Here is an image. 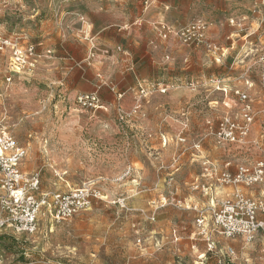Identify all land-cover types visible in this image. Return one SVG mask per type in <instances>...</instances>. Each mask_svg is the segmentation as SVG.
<instances>
[{
    "label": "rangeland",
    "instance_id": "374dc122",
    "mask_svg": "<svg viewBox=\"0 0 264 264\" xmlns=\"http://www.w3.org/2000/svg\"><path fill=\"white\" fill-rule=\"evenodd\" d=\"M87 1L0 0V31L27 36L51 50L42 52L33 70L20 74L10 71L8 56L0 53V125L27 149L22 170L39 172L40 198L89 181H96L100 191L84 211L66 221H55L43 205L37 232L0 231V264H264L262 237L248 241L214 233L217 248L209 251L193 208L207 209L210 203L211 190L206 194L193 184L196 178L210 181L203 176V157L232 173L241 165L264 163V0H257L255 9L240 4L210 15L191 8L190 13L199 15L175 25L209 20L210 37L215 41L213 31L227 48L225 59L212 62L203 48L184 46L171 36L166 42L174 43L175 55L169 52L165 60L174 62L169 71L177 74L166 75L165 82L148 81L164 82L167 91L153 89L135 109L138 84L127 113L118 99L114 112L119 130L110 127L112 135L90 131L94 120L88 109L70 100L57 80L55 57L90 27ZM135 5L128 6L131 16L138 13ZM219 50L217 45L215 53ZM237 91L248 95L246 102ZM245 104L253 117L249 134L240 143L219 144V122L225 115L242 121ZM83 115H89V122L78 119ZM128 167L140 171L125 175ZM211 181L218 196L238 186ZM240 186L254 199L264 190V182ZM174 228L178 239L171 236Z\"/></svg>",
    "mask_w": 264,
    "mask_h": 264
},
{
    "label": "built area",
    "instance_id": "2783aa9c",
    "mask_svg": "<svg viewBox=\"0 0 264 264\" xmlns=\"http://www.w3.org/2000/svg\"><path fill=\"white\" fill-rule=\"evenodd\" d=\"M212 23L207 19H196L188 22L187 25L177 27L175 24L160 23L159 36L164 40H169L173 36L180 44L187 45H206L210 50L216 51L217 45L208 38V31ZM121 49V47H118ZM51 53V50H47ZM108 52V51H107ZM0 53L8 56L10 71L20 74L36 67L37 62L44 56L39 50V46L23 35H5L0 31ZM102 85H111V81L104 79ZM9 75L7 80H11ZM221 83V80H217ZM196 86V82H192ZM113 89V88H112ZM153 89L162 93L167 91L164 82L150 83L143 80L139 83L138 103L135 109L140 107V101L147 97ZM81 92L76 96V104L81 108L98 110L103 108L101 97L98 93ZM240 94L241 100L246 102L248 95ZM122 93L118 94L120 98ZM250 106L243 107V119L238 121L231 115L219 122L217 128L218 143L225 141L240 143L246 138L250 131V124L253 120ZM121 118L124 112L119 109ZM183 140V138H181ZM27 149L21 146L15 135H13L5 125H0V231L7 234H29L35 233L39 229V216L43 205L49 206V214L57 221L66 219L84 211L93 197H99L100 191L95 187L96 181H89L82 187L67 190L66 192H55L47 194L42 198L37 196L40 190L39 172L28 175L22 170L21 166L27 157ZM201 165L204 168L203 175L215 179L224 184L238 185L233 193L225 197L214 195L213 186L206 185L199 180L194 181L196 189H202L206 194L211 190L213 193L209 198L207 209L199 205H193L197 211L195 220L199 234L203 235L208 243V249L217 248L216 241L212 237L214 233L221 234L226 238L243 237L248 241H253L259 236L264 238V190L259 198L247 196L239 188L240 185H251L257 182H264V163L250 168L247 165L239 166L238 170L232 173L230 170H222L209 157H203ZM125 175L134 172L136 169L128 167ZM125 199L120 202L123 206ZM177 238V236H175ZM178 239V238H177ZM139 242L142 239L139 238ZM233 248H229V253H233ZM222 263V259H219Z\"/></svg>",
    "mask_w": 264,
    "mask_h": 264
},
{
    "label": "crops",
    "instance_id": "0c3cea01",
    "mask_svg": "<svg viewBox=\"0 0 264 264\" xmlns=\"http://www.w3.org/2000/svg\"><path fill=\"white\" fill-rule=\"evenodd\" d=\"M87 2L90 27L86 31V36L67 43L68 45L55 59L59 64L57 80L70 100L76 101V96L81 92L99 90V96L106 109L87 110L94 120L89 130L99 135H112L110 127L115 132L119 130L114 109L120 100L121 109L125 113L131 110L130 106L135 100L138 84L141 81L162 80L165 82L166 75L171 74L170 77L174 78L177 74L176 71H169L175 68L174 62L169 63L165 60L169 52L175 55V48L173 42H166L159 36L160 23H186L194 15L199 13L210 15L215 9L225 11L240 4L249 9H255L258 5L257 0H88ZM130 3L132 8H135V4L138 7V13L134 12L132 16L128 12ZM193 7H197L199 13H190ZM211 29L208 38L220 47L218 53L212 52L203 45L187 46L201 47L205 51L206 58L208 57L212 62L222 63L228 51L226 46L218 43L222 41L214 36L213 31L212 37L215 41L210 37ZM40 46L41 52L50 50ZM231 46L232 43L228 45V47ZM90 54L94 55L91 60ZM186 60L188 61V57ZM100 77L111 81V85L99 87L103 80ZM119 93H122L120 98ZM161 113L164 115L163 112ZM78 119L89 122V115L79 116ZM155 135L153 142L157 132ZM139 171L137 168L136 172ZM197 180L199 178L194 181ZM211 180L210 178V181L203 184L213 186ZM239 188L246 194L242 186ZM234 190L235 188L222 196H218L214 190L213 192L215 196L225 197ZM213 192L211 191V194ZM178 233V229L174 228L171 236H178ZM243 239L246 240V238Z\"/></svg>",
    "mask_w": 264,
    "mask_h": 264
}]
</instances>
